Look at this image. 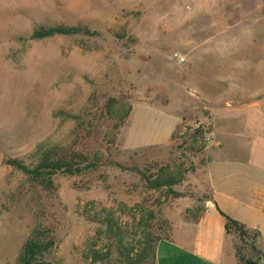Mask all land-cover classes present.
Masks as SVG:
<instances>
[{"label": "rangeland", "instance_id": "obj_1", "mask_svg": "<svg viewBox=\"0 0 264 264\" xmlns=\"http://www.w3.org/2000/svg\"><path fill=\"white\" fill-rule=\"evenodd\" d=\"M208 7L207 0H0V264H15L35 222L55 229L52 264H155L141 258L146 237L169 236L180 200L200 201L186 211L197 213L204 195L192 191L191 177L204 173L208 124L178 72L183 48L200 37L197 20L229 27ZM57 24L95 34L31 38L35 27ZM255 25L264 29V19ZM47 144L75 145L95 167L57 174L47 190L6 163L29 166ZM166 175L178 183L154 187ZM251 243L232 231L226 248L250 255Z\"/></svg>", "mask_w": 264, "mask_h": 264}, {"label": "crops", "instance_id": "obj_2", "mask_svg": "<svg viewBox=\"0 0 264 264\" xmlns=\"http://www.w3.org/2000/svg\"><path fill=\"white\" fill-rule=\"evenodd\" d=\"M207 1L211 16L229 19V27L226 20H197L200 40L183 48L178 72L211 134L204 173L191 177L204 201L193 216L186 211L200 201L177 202L169 236L156 243L155 264H237L218 209L258 231L264 255V29L255 25L264 19V0Z\"/></svg>", "mask_w": 264, "mask_h": 264}, {"label": "trees", "instance_id": "obj_3", "mask_svg": "<svg viewBox=\"0 0 264 264\" xmlns=\"http://www.w3.org/2000/svg\"><path fill=\"white\" fill-rule=\"evenodd\" d=\"M78 33L86 35L95 34V32H91L83 26H66L63 24H57L47 27H35L31 34V38L43 39L54 35H72ZM73 144L76 143L74 142ZM34 157V163L29 166L24 164L21 160L16 159H8L6 160V163L21 171L34 186H39L47 190H53L54 186L52 178L57 174L75 175L80 174L89 168L95 167V157H91L90 159L86 155V152L78 149L75 145H70L68 147H59L58 145L49 144L39 146L34 153ZM178 181L179 178L174 180L168 175L160 176L155 180L154 187H170L178 183ZM218 212L225 218L224 228L226 234H230L233 231L239 239L251 238L252 248L250 255H244L239 247L235 248L234 254L237 264H261V262L253 257L254 255H258L260 258H264V255H262L260 248L257 245L258 242H256L259 236L258 231L246 228L242 223L228 217L219 209ZM109 229L111 230V228ZM118 235L119 233L117 234L116 239L120 241L121 237ZM160 239L162 238H157L154 242L152 237H146L141 248V258L150 256L152 262L155 263V246ZM57 244L58 240L55 229L51 226L43 225L41 222H35L30 229L29 234L21 244L15 264H52L53 254H55ZM91 255L94 261L98 259V252L93 251ZM139 258L140 256H138L136 260ZM132 260H135V258Z\"/></svg>", "mask_w": 264, "mask_h": 264}, {"label": "built area", "instance_id": "obj_4", "mask_svg": "<svg viewBox=\"0 0 264 264\" xmlns=\"http://www.w3.org/2000/svg\"><path fill=\"white\" fill-rule=\"evenodd\" d=\"M180 60L182 61V58H180ZM200 124H197V127H199ZM205 139L210 141L211 140V134H209V132L205 133Z\"/></svg>", "mask_w": 264, "mask_h": 264}]
</instances>
